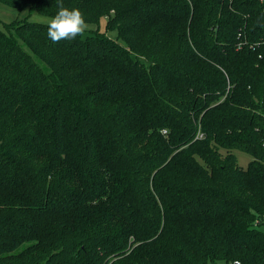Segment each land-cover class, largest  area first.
I'll return each mask as SVG.
<instances>
[{"label": "trees", "instance_id": "1", "mask_svg": "<svg viewBox=\"0 0 264 264\" xmlns=\"http://www.w3.org/2000/svg\"><path fill=\"white\" fill-rule=\"evenodd\" d=\"M60 2L106 31L0 25V264H264V0Z\"/></svg>", "mask_w": 264, "mask_h": 264}, {"label": "clouds", "instance_id": "2", "mask_svg": "<svg viewBox=\"0 0 264 264\" xmlns=\"http://www.w3.org/2000/svg\"><path fill=\"white\" fill-rule=\"evenodd\" d=\"M57 13L47 20V36L53 43L62 40H73L81 36L88 24L78 8H68L60 0L57 2ZM235 264H239L236 261Z\"/></svg>", "mask_w": 264, "mask_h": 264}, {"label": "rangeland", "instance_id": "3", "mask_svg": "<svg viewBox=\"0 0 264 264\" xmlns=\"http://www.w3.org/2000/svg\"><path fill=\"white\" fill-rule=\"evenodd\" d=\"M25 17H27L29 21L42 22V23H47L48 18H50V16L40 15L37 12L30 13L28 10L21 11L19 9L12 8L0 2V25H2L3 23L10 22L14 19H22ZM87 24H88V28L86 31L88 30L91 31L97 28H100V30L102 31H106L107 18H102L99 25H93L89 23ZM108 35H110L113 38L117 37L116 31H108ZM237 153H238V159L240 165L246 167L248 165V162L251 160L250 155L245 152H237Z\"/></svg>", "mask_w": 264, "mask_h": 264}, {"label": "built area", "instance_id": "4", "mask_svg": "<svg viewBox=\"0 0 264 264\" xmlns=\"http://www.w3.org/2000/svg\"><path fill=\"white\" fill-rule=\"evenodd\" d=\"M197 137L202 138L203 137V133H198Z\"/></svg>", "mask_w": 264, "mask_h": 264}]
</instances>
